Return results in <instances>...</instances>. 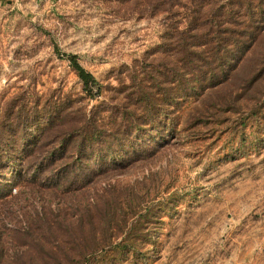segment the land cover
Returning a JSON list of instances; mask_svg holds the SVG:
<instances>
[{"label": "rangeland", "instance_id": "rangeland-1", "mask_svg": "<svg viewBox=\"0 0 264 264\" xmlns=\"http://www.w3.org/2000/svg\"><path fill=\"white\" fill-rule=\"evenodd\" d=\"M143 2L0 0V107L24 95L117 110L132 79L148 84L150 62L161 45L169 49L165 15ZM72 56L105 87L99 99L83 93ZM220 83L169 106V127L143 134L144 156L76 192L80 224L46 228L44 207L63 200H15L20 184L9 185L0 196V264H112L121 249L114 264H264V38ZM79 250L96 253L78 258Z\"/></svg>", "mask_w": 264, "mask_h": 264}, {"label": "trees", "instance_id": "trees-1", "mask_svg": "<svg viewBox=\"0 0 264 264\" xmlns=\"http://www.w3.org/2000/svg\"><path fill=\"white\" fill-rule=\"evenodd\" d=\"M143 4L152 15H165L169 49L161 45L162 56L150 62L148 84L132 77L127 88L133 90L117 110L104 101L88 109L86 104L75 107L71 100L51 105L24 95L0 107V196L18 182L15 200L27 193L63 200L54 208L44 207L48 229L80 224L72 212L78 205L73 199L76 192L96 174L144 156L143 134L149 127H169V106H179L198 93L195 96L200 97L212 84L227 81L264 38V0H144ZM70 62L85 96L99 99L105 87L77 56ZM134 252L128 248L126 254ZM95 253L79 250L78 258ZM123 254L118 250L111 263Z\"/></svg>", "mask_w": 264, "mask_h": 264}]
</instances>
